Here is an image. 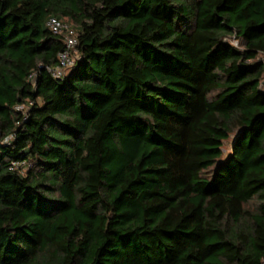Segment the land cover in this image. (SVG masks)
Returning <instances> with one entry per match:
<instances>
[{
    "label": "trees",
    "instance_id": "trees-1",
    "mask_svg": "<svg viewBox=\"0 0 264 264\" xmlns=\"http://www.w3.org/2000/svg\"><path fill=\"white\" fill-rule=\"evenodd\" d=\"M262 82L264 0H0V264H264Z\"/></svg>",
    "mask_w": 264,
    "mask_h": 264
},
{
    "label": "built area",
    "instance_id": "built-area-1",
    "mask_svg": "<svg viewBox=\"0 0 264 264\" xmlns=\"http://www.w3.org/2000/svg\"><path fill=\"white\" fill-rule=\"evenodd\" d=\"M46 24L53 33L63 34L64 36V48L58 53V64L50 69L52 76L59 77L73 64L75 57L73 51L77 38L70 25L56 17H50ZM19 108H22V106H19Z\"/></svg>",
    "mask_w": 264,
    "mask_h": 264
},
{
    "label": "rangeland",
    "instance_id": "rangeland-1",
    "mask_svg": "<svg viewBox=\"0 0 264 264\" xmlns=\"http://www.w3.org/2000/svg\"><path fill=\"white\" fill-rule=\"evenodd\" d=\"M231 41H232L233 44H235V45H237L238 47H240V42H239L238 40H236V39H232ZM232 137H233V136H232ZM231 139H232V138H230V140H231ZM228 143H229V141L226 142V144H225V148H226V149H228V145H229Z\"/></svg>",
    "mask_w": 264,
    "mask_h": 264
},
{
    "label": "water",
    "instance_id": "water-1",
    "mask_svg": "<svg viewBox=\"0 0 264 264\" xmlns=\"http://www.w3.org/2000/svg\"><path fill=\"white\" fill-rule=\"evenodd\" d=\"M259 90L261 92H264V82H262L261 85L259 86Z\"/></svg>",
    "mask_w": 264,
    "mask_h": 264
}]
</instances>
